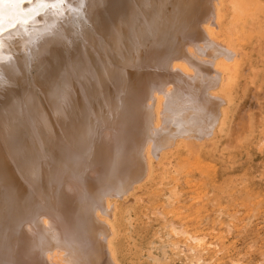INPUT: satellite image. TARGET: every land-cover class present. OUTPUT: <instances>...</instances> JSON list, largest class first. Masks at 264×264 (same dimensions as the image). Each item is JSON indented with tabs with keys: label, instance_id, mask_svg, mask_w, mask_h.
<instances>
[{
	"label": "bare ground",
	"instance_id": "bare-ground-1",
	"mask_svg": "<svg viewBox=\"0 0 264 264\" xmlns=\"http://www.w3.org/2000/svg\"><path fill=\"white\" fill-rule=\"evenodd\" d=\"M219 1L85 0L79 14L41 9L28 25L33 34L47 29L35 43L22 31L5 33L0 264H115L108 232L94 224L106 214L101 221L95 212L128 187L155 108L158 145L213 128L219 70L212 71L213 58L193 57L213 46L200 24L211 9L214 20ZM69 4L80 9L81 0ZM171 106L173 118L161 121Z\"/></svg>",
	"mask_w": 264,
	"mask_h": 264
},
{
	"label": "rangeland",
	"instance_id": "rangeland-1",
	"mask_svg": "<svg viewBox=\"0 0 264 264\" xmlns=\"http://www.w3.org/2000/svg\"><path fill=\"white\" fill-rule=\"evenodd\" d=\"M213 11L200 24L213 46L193 57L219 70L213 128L158 145L155 108L128 187L95 212L106 214L94 224L115 264H264V0H220Z\"/></svg>",
	"mask_w": 264,
	"mask_h": 264
},
{
	"label": "snow or ice",
	"instance_id": "snow-or-ice-1",
	"mask_svg": "<svg viewBox=\"0 0 264 264\" xmlns=\"http://www.w3.org/2000/svg\"><path fill=\"white\" fill-rule=\"evenodd\" d=\"M34 0H0V60L4 58V37L6 32H11L12 29L17 30V34L22 31L25 35L30 36V43H35L39 40L47 31L36 32L33 34L30 32L29 23H36L35 17L39 15L41 9L52 7L58 11L60 15H63V9L67 7L68 11L79 14L83 9L85 0H81L80 9H76L70 6L69 0H56L55 3L46 4L41 0L39 7H33L30 11H25L23 6L25 4H33ZM19 25V28L17 27ZM11 38V37H9ZM10 58V57H9ZM53 115H57V110L53 107ZM41 119L47 126L49 123L47 113H40Z\"/></svg>",
	"mask_w": 264,
	"mask_h": 264
}]
</instances>
